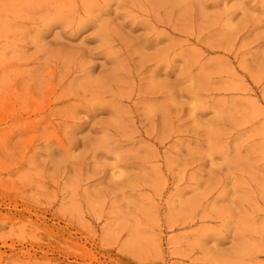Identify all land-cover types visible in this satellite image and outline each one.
Masks as SVG:
<instances>
[{
  "label": "rangeland",
  "instance_id": "obj_1",
  "mask_svg": "<svg viewBox=\"0 0 264 264\" xmlns=\"http://www.w3.org/2000/svg\"><path fill=\"white\" fill-rule=\"evenodd\" d=\"M0 264H264V0H0Z\"/></svg>",
  "mask_w": 264,
  "mask_h": 264
}]
</instances>
